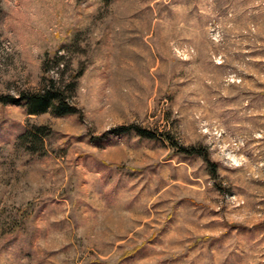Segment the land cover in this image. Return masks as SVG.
Listing matches in <instances>:
<instances>
[{
	"label": "rangeland",
	"instance_id": "374dc122",
	"mask_svg": "<svg viewBox=\"0 0 264 264\" xmlns=\"http://www.w3.org/2000/svg\"><path fill=\"white\" fill-rule=\"evenodd\" d=\"M46 73L76 112L0 104V264H264V0H0V94Z\"/></svg>",
	"mask_w": 264,
	"mask_h": 264
},
{
	"label": "trees",
	"instance_id": "16d2710c",
	"mask_svg": "<svg viewBox=\"0 0 264 264\" xmlns=\"http://www.w3.org/2000/svg\"><path fill=\"white\" fill-rule=\"evenodd\" d=\"M54 60L56 66L62 65L61 56L57 52L50 55H46L43 61V71H48V62ZM63 66V65H62ZM47 70V71H46ZM43 72V73H44ZM79 76V73L74 75L73 78L67 79L64 82L62 76L54 78L47 75V73L41 78L40 88L37 91H21L17 96L0 94V104H19L23 103L28 115H36L50 111L57 116H63L68 114H74L76 112L75 106L71 101V93L75 88V80ZM129 127L120 126L114 129V132H123L128 130ZM136 132L143 137L153 138L154 135L148 130L134 127ZM44 134L42 126H34L31 130H27L23 133L21 138L25 142L29 143V150L32 146H35L36 141L39 143L42 141L41 135ZM181 152L191 154V149L180 147ZM199 152L200 151H195Z\"/></svg>",
	"mask_w": 264,
	"mask_h": 264
}]
</instances>
